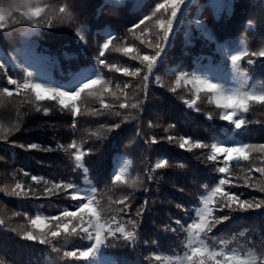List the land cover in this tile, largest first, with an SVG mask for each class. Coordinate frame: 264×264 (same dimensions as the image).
<instances>
[{"label":"snow or ice","instance_id":"obj_1","mask_svg":"<svg viewBox=\"0 0 264 264\" xmlns=\"http://www.w3.org/2000/svg\"><path fill=\"white\" fill-rule=\"evenodd\" d=\"M235 7L234 0H41L0 7V142L13 150V157L15 149L61 153L71 173L57 177L33 174L26 167L11 168L0 194L24 203L43 200L57 208L50 215L39 211L44 204L35 214L24 210L0 215V249L15 237L17 243L26 241L42 246V251L50 249L49 257L56 254L65 264H264V239L257 251L252 239L233 246L245 232L228 236L220 231L234 214L259 213L264 227V142L239 138L250 125L264 123L250 118L257 111L264 114V0L255 4L245 0L247 16L239 25V35L218 36L210 22L223 19L227 23L235 16ZM105 9L116 17L115 22L104 19ZM209 9L210 15H206ZM62 25H75L73 36L85 56L93 29L102 31L95 33V54L86 61L87 66L56 80L43 70L44 64L55 63L54 58L38 54L33 37ZM181 33L186 44L193 43V35L198 34L214 45V53H219V63L212 59L214 69L206 68L200 56L191 71L183 61L171 66L175 58L170 52ZM250 36L260 38L259 46L250 45ZM112 53L126 57V62L112 63ZM106 73L120 75L109 78ZM165 76L172 79L166 82ZM153 86L196 113L200 112L197 101L201 94L206 95L226 125L206 138H194L176 131L179 121L165 124L159 118H146ZM183 89L188 90L187 97L180 95ZM57 114L69 117L66 142L56 137L60 125L46 119L36 127L51 129L53 143L12 139L32 130L27 126L30 119ZM83 118H89L95 127L81 132ZM206 119L213 120L211 112ZM156 129L163 135L155 134ZM124 139L128 141L124 149L134 146L140 153L143 167L135 176L134 161L120 148ZM161 142L193 153L216 174L194 193L172 185L191 197L187 204L167 201L179 214L169 215L162 231L183 236L180 253L166 254L161 249L167 237L145 238L142 231L156 203L149 194L159 191L164 173L188 167L168 156L153 159L154 146ZM106 147L111 148L109 170L94 175L89 161ZM7 165L9 161L0 156V166ZM248 189L261 195H252L245 191ZM138 192L145 194L142 202H138ZM13 218L24 223L14 224ZM60 240L84 243L62 250L56 246ZM116 247H131L133 252L142 247L148 255L142 261L100 260L102 249Z\"/></svg>","mask_w":264,"mask_h":264},{"label":"trees","instance_id":"obj_2","mask_svg":"<svg viewBox=\"0 0 264 264\" xmlns=\"http://www.w3.org/2000/svg\"><path fill=\"white\" fill-rule=\"evenodd\" d=\"M21 2L37 3L41 2V0H0V7L7 8L11 4ZM43 2L56 3L57 0H43ZM234 2L236 3L234 9L235 16L231 20L227 23H225L223 19L218 22H210V28L220 37L230 34L239 35V25L246 20L247 12L245 0H234ZM252 3H257V0H252ZM109 11V9H105L104 19L115 22L116 17L110 16ZM210 12V9L207 10L206 15H210ZM221 15L223 17L226 16L227 13L225 12ZM74 28L75 25L71 27L62 25L51 31L45 29L43 30L44 35L33 37L37 53L45 57L54 58L55 63L44 64L43 70L48 72L56 80L61 79L62 76H67L70 70L78 71L86 67V61H91L95 54V45L97 42L95 33L102 30L93 29V35L89 36V45L86 50L87 56H85L84 52L81 50V45L76 42L73 36ZM119 30L121 32L123 31L122 25H120ZM192 39L194 41L193 43L186 44L183 33L177 37L175 46L170 52V55L175 58L171 66L174 67L175 62L183 61L186 70L191 71V65L194 63L195 58L200 56L201 63L206 68L214 69L216 63H219V53H214V45L208 44L207 41L198 34H194ZM249 41L252 47H257L260 44L259 37L250 36ZM4 47H7L6 43ZM109 59L112 63L116 64H123L127 60L126 57H122L119 53L110 54ZM212 59H215L216 63H212ZM163 72L164 70L162 69L160 74L163 75ZM106 75L109 78H114L119 77L120 74L106 73ZM171 79L172 77L165 76L166 82ZM150 93L151 100L149 103L148 116H146V118H159L162 119L165 124L179 121L176 131L180 134L186 133L192 135L194 138H206L215 128L224 126L227 123L219 120V110L213 103L209 102V98L204 94H201L200 99L197 101L200 112L196 113L187 110L179 99L163 89L153 86V88L150 89ZM180 95L187 97L189 95L188 90L183 89ZM209 112L213 115V120L211 121L206 119V114ZM250 118L264 122V114H261L259 111L250 114ZM44 119L60 125L56 132L57 139H60L61 142H66L68 140L70 133L67 129L69 120L67 114H57L46 118H32L28 121L27 125L32 130L24 133H17L12 139L53 143V131L51 129L46 128L41 130L36 127V125L41 123ZM79 124L81 132L87 128L95 127L94 124L89 122V118L81 119ZM145 130L152 131L148 129ZM155 134L159 136L163 135V132L160 129H156ZM239 138L248 139L253 142H264V123L250 125L247 134ZM127 142V139H124L120 148L121 151H128L130 158L134 161L132 175L135 176L140 169H142L143 165L141 164L138 149L134 146L127 150L124 149V144ZM154 147L156 151L152 153L153 159L158 156H168L173 162L186 163L188 167L184 170L173 169L164 173L163 179L158 186L159 191H152L149 194L150 200H155L156 203L153 205L151 213L146 216L142 231L145 238L167 237V239L162 240L163 247L161 249L166 254H171L173 250L180 253L182 252L181 241L183 240V236L176 237L174 234L163 233L162 231L168 216L179 214L178 210L174 208V204H169L167 201H183L187 204L191 197L190 195L178 192L172 185L175 183L178 186H183L186 192L190 194L194 193L199 185L207 182L210 177L216 174L196 160L193 153L185 152L174 144L169 145L166 142H161L158 146ZM12 151L13 150L8 149L7 145L0 142V156H4L5 159L9 161V165L0 166V186H3V184L7 182V173L11 171L12 167H26V169L33 174H55L57 177H67L71 175L68 167H66L68 163L67 159L61 153H42L36 151L24 153L20 149H15L16 155L13 157ZM110 152L111 148L106 147L102 154H98L89 161L91 171L94 175H102L109 170ZM194 180L197 182L196 184L193 183ZM99 187L103 188V184H100ZM152 187L155 189L157 186L153 185ZM245 191L252 195H261L258 192H253L251 189ZM137 196L138 202H142L145 194L143 192H138ZM40 204H44V207L39 208ZM60 206L62 207L63 205ZM38 208L42 214L50 215L56 213L57 205L43 200L24 203L15 200V198L4 197L3 194H0V215L6 213L10 216L14 211L24 210L29 211L30 214H35ZM13 223H24V221L19 218H13ZM220 231L228 236L243 231L245 235L243 237H238L233 246L245 245L247 240L252 239L257 246V251L261 250L262 239H264V227L261 226V215L259 213L243 215L234 214V218L231 221L220 226ZM18 239L19 238L14 237L13 240L6 243L3 249H0V259H3L4 264H13L14 261L17 262V264H65V260L61 259L60 256L56 254H52L51 257H49L50 249H44L42 251V246L26 241L17 243L16 241H18ZM74 243L84 242H65L64 240H60L57 242L56 246L62 250L64 248L70 249ZM145 255H148V252L142 247L136 252H133L131 247L105 248L102 249L100 260L104 261L106 258L115 257L128 259L130 261L133 259L142 261Z\"/></svg>","mask_w":264,"mask_h":264}]
</instances>
